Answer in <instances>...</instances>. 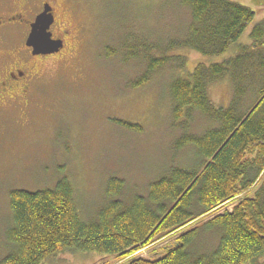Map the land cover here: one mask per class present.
Masks as SVG:
<instances>
[{
    "label": "rangeland",
    "instance_id": "rangeland-1",
    "mask_svg": "<svg viewBox=\"0 0 264 264\" xmlns=\"http://www.w3.org/2000/svg\"><path fill=\"white\" fill-rule=\"evenodd\" d=\"M230 1L256 13L242 37L248 42L253 27L264 20V0ZM52 3L58 21L71 30L65 49L58 56L35 60L40 78L27 104H0V257L7 251L5 234L13 219L9 197L12 189L49 188L67 177L83 216L91 218L107 203L111 178L124 181L121 198L130 202L137 195L146 196L151 182L172 166H198L192 146L174 150L181 133L172 116L170 84L188 76L199 64L227 57L209 58L187 48L171 47L186 39L191 22L190 11L179 0ZM147 45L161 46L164 56L159 49L153 50L154 55L171 61L143 86L133 88L132 83L147 71L148 62L126 57L145 56ZM182 57L184 63L180 66ZM208 93L216 106L227 108L233 96L232 83L227 79L216 82ZM212 126L196 117L192 131L203 134ZM233 206L234 202L228 203L219 211H231ZM213 217L182 229L202 227ZM181 230L152 241L129 258L164 256L166 247L178 243ZM217 243L218 236L203 229L193 248L210 251ZM129 258L66 251L45 264H122Z\"/></svg>",
    "mask_w": 264,
    "mask_h": 264
},
{
    "label": "trees",
    "instance_id": "trees-1",
    "mask_svg": "<svg viewBox=\"0 0 264 264\" xmlns=\"http://www.w3.org/2000/svg\"><path fill=\"white\" fill-rule=\"evenodd\" d=\"M179 3L190 11L191 22L186 39L171 47L209 58L227 55L197 65L188 76L170 84L172 116L181 133L174 150L192 146L199 165L189 169L172 166L151 182L146 196L137 195L130 202L121 198L124 181L111 178L108 201L91 218L83 216L67 177L49 188L12 189L13 219L0 264H45L66 251L127 259L152 241L211 216L202 227L182 229L178 243L166 247L164 256L132 257L122 264H264V20L253 27L249 41L243 42L256 15L251 8L230 0ZM147 46L145 56L126 57L148 62L147 71L132 83L133 88L143 86L170 60L163 57L161 46ZM154 49L163 56L154 55ZM226 79L232 83L233 96L229 107L223 108L214 104L208 90ZM196 117L213 126L203 134L194 133ZM232 202L231 211H219ZM203 229L218 236L210 251L193 248Z\"/></svg>",
    "mask_w": 264,
    "mask_h": 264
},
{
    "label": "flooded vegetation",
    "instance_id": "flooded-vegetation-1",
    "mask_svg": "<svg viewBox=\"0 0 264 264\" xmlns=\"http://www.w3.org/2000/svg\"><path fill=\"white\" fill-rule=\"evenodd\" d=\"M53 0H0V104L28 103L30 93L40 78L35 60L55 57L65 49L71 30L57 19ZM46 4L52 8L54 23L50 31L55 40H62L63 49L55 54L34 55L27 46L31 25L44 11ZM38 6V10H37Z\"/></svg>",
    "mask_w": 264,
    "mask_h": 264
},
{
    "label": "water",
    "instance_id": "water-1",
    "mask_svg": "<svg viewBox=\"0 0 264 264\" xmlns=\"http://www.w3.org/2000/svg\"><path fill=\"white\" fill-rule=\"evenodd\" d=\"M54 23L52 8L46 4L44 11L39 14L31 25V32L27 39V46L33 48L34 55H50L63 49L62 40L52 37L50 28Z\"/></svg>",
    "mask_w": 264,
    "mask_h": 264
}]
</instances>
